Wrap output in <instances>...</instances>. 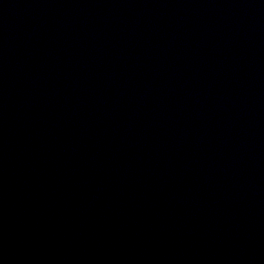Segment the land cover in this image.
Wrapping results in <instances>:
<instances>
[{
    "label": "water",
    "instance_id": "obj_1",
    "mask_svg": "<svg viewBox=\"0 0 264 264\" xmlns=\"http://www.w3.org/2000/svg\"><path fill=\"white\" fill-rule=\"evenodd\" d=\"M0 264H264V0H0Z\"/></svg>",
    "mask_w": 264,
    "mask_h": 264
}]
</instances>
